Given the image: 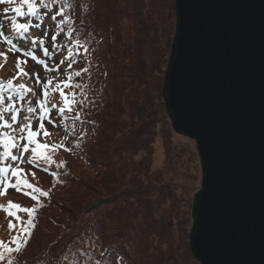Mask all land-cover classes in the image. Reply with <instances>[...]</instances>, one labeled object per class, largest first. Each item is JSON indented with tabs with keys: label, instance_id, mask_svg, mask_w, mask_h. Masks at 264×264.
Instances as JSON below:
<instances>
[{
	"label": "trees",
	"instance_id": "16d2710c",
	"mask_svg": "<svg viewBox=\"0 0 264 264\" xmlns=\"http://www.w3.org/2000/svg\"><path fill=\"white\" fill-rule=\"evenodd\" d=\"M175 24L174 0H0V90L19 89L10 77L27 72L23 55L43 64L66 128L21 145L18 122L0 114L14 160L26 155L5 165L9 195L18 188L26 205L0 264H199L189 246L199 156L172 143L161 94Z\"/></svg>",
	"mask_w": 264,
	"mask_h": 264
},
{
	"label": "water",
	"instance_id": "95a60500",
	"mask_svg": "<svg viewBox=\"0 0 264 264\" xmlns=\"http://www.w3.org/2000/svg\"><path fill=\"white\" fill-rule=\"evenodd\" d=\"M174 6L162 97L200 161L190 250L199 264H264V0Z\"/></svg>",
	"mask_w": 264,
	"mask_h": 264
},
{
	"label": "rangeland",
	"instance_id": "374dc122",
	"mask_svg": "<svg viewBox=\"0 0 264 264\" xmlns=\"http://www.w3.org/2000/svg\"><path fill=\"white\" fill-rule=\"evenodd\" d=\"M0 53L5 56L9 55V51H7L1 44H0ZM23 57L28 59L26 61V66H27L26 69L32 75L30 78V80H32L31 86H29L30 83L28 82V76H29L28 73L23 72L20 74V79L26 83V87L24 89H17L15 91L9 89L0 90V114L9 112L17 116H24V120L34 129L36 134H39L38 136L40 140H38V144L39 146L43 147V143L40 141H42L44 133L50 130V132L48 133L50 137L49 141H52L55 138V134L53 130H55L56 133L58 132V134L64 133L63 132V129L65 128L64 118L62 119L60 116L61 106L58 102L59 99L57 97V92L55 90L54 83H49L48 85L49 87L47 86L45 87L46 81L48 82L47 80L48 78L46 77V74L42 70L43 64H38L36 63V61H32L30 58L24 55ZM161 94H162V87H161ZM159 117H160L159 120L162 122L161 114H159ZM160 134L162 133L159 132L156 139L155 165L160 164L162 159L165 157V154H163L164 147L162 148L163 138ZM2 135L3 133L1 129L0 139L3 141ZM171 137H172L171 139L172 143L174 145H177L179 149L189 150L187 154H185V159H189L190 156H192V153L194 154V156L198 155L194 141L180 134H176V135L170 134V138ZM27 141H28L27 136H24L22 140L19 142V144L25 145V142ZM125 141L127 140L125 138H122V140L110 143L104 150L102 156L110 155V153L113 151V148L115 146L121 147ZM35 149L39 150L36 146ZM80 150L81 151L79 150L76 151V153L82 154L85 152V149H80ZM52 155L54 157L57 156L58 158V153L52 152ZM138 155H139L138 153H136L135 155V153L132 152L131 155L129 154V161L132 160L133 157L135 158V156ZM0 156H3L1 152H0ZM96 163H98V161H96ZM192 169L196 173V175H194L193 177L196 179L197 184L199 183V186L196 189L197 191L201 185V167H200L199 157L198 160L196 159L195 162L193 160ZM35 179L37 183H39L41 180V178L38 175L37 177H35ZM25 199H26V195L25 193H22L21 190L19 196L16 195L3 196L2 194H0V247L9 243L11 241L12 236L20 232L15 225L18 219L17 216L14 214L15 211L13 210L11 205L16 203L20 206H25L26 205ZM186 205L187 204L184 203L182 207L184 208ZM180 215H182V211L180 212Z\"/></svg>",
	"mask_w": 264,
	"mask_h": 264
}]
</instances>
